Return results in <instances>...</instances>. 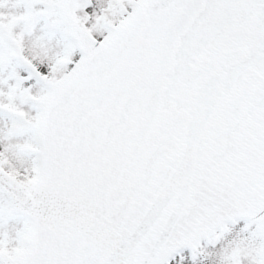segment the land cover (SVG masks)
Instances as JSON below:
<instances>
[{"label": "snow or ice", "instance_id": "6c2138e0", "mask_svg": "<svg viewBox=\"0 0 264 264\" xmlns=\"http://www.w3.org/2000/svg\"><path fill=\"white\" fill-rule=\"evenodd\" d=\"M0 264H264V0H0Z\"/></svg>", "mask_w": 264, "mask_h": 264}]
</instances>
